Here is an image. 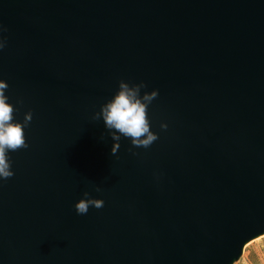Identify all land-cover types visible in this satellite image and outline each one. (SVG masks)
<instances>
[{
  "label": "water",
  "instance_id": "obj_1",
  "mask_svg": "<svg viewBox=\"0 0 264 264\" xmlns=\"http://www.w3.org/2000/svg\"><path fill=\"white\" fill-rule=\"evenodd\" d=\"M0 43L13 122L32 113L0 264H232L264 233V0H0ZM121 80L158 92V138L113 155L93 116Z\"/></svg>",
  "mask_w": 264,
  "mask_h": 264
},
{
  "label": "clouds",
  "instance_id": "obj_2",
  "mask_svg": "<svg viewBox=\"0 0 264 264\" xmlns=\"http://www.w3.org/2000/svg\"><path fill=\"white\" fill-rule=\"evenodd\" d=\"M3 44L0 43V47ZM8 85L0 80V177L7 179L13 176L10 160L7 156L9 151H17L27 148L28 144L24 136V127L32 120V113H25L23 124L13 122L14 108L8 102L5 90ZM146 87L143 83L129 85L124 80L119 82V89L106 103L101 105L100 111L93 116L94 120L103 119L105 127L110 130L113 140L112 154H116L120 148L121 136L129 138L136 147H149L157 138V134L150 130L147 118V105L158 95L156 90L145 92L140 95L141 88ZM166 128L167 125H161ZM99 191V188H97ZM85 198L79 199L74 207L78 214H86L89 207L102 208L104 201L93 198L87 191Z\"/></svg>",
  "mask_w": 264,
  "mask_h": 264
},
{
  "label": "rangeland",
  "instance_id": "obj_3",
  "mask_svg": "<svg viewBox=\"0 0 264 264\" xmlns=\"http://www.w3.org/2000/svg\"><path fill=\"white\" fill-rule=\"evenodd\" d=\"M232 264H264V233L245 243L240 257Z\"/></svg>",
  "mask_w": 264,
  "mask_h": 264
}]
</instances>
